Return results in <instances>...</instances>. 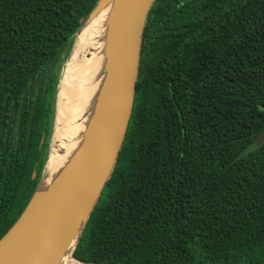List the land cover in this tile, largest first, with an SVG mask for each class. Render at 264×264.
<instances>
[{
	"label": "trees",
	"instance_id": "16d2710c",
	"mask_svg": "<svg viewBox=\"0 0 264 264\" xmlns=\"http://www.w3.org/2000/svg\"><path fill=\"white\" fill-rule=\"evenodd\" d=\"M97 1L0 0V238L41 177L62 70ZM263 130L264 0H155L124 143L73 257L264 264Z\"/></svg>",
	"mask_w": 264,
	"mask_h": 264
},
{
	"label": "water",
	"instance_id": "95a60500",
	"mask_svg": "<svg viewBox=\"0 0 264 264\" xmlns=\"http://www.w3.org/2000/svg\"><path fill=\"white\" fill-rule=\"evenodd\" d=\"M109 1H97L75 34L73 44L83 25ZM114 1L108 42L111 74L109 92L101 106L102 116L72 167L59 177L40 203L31 208L46 174L52 146L49 142L42 174L33 195L15 223L0 238V264H51L54 258L61 255L60 249L79 221L78 212L84 207L86 214L71 257L80 264H94L76 260L73 253L106 182L112 176L124 143L134 104L143 31L148 13L155 2ZM55 118L56 106L54 120ZM54 127L55 121L52 133ZM256 143H264V130L257 137Z\"/></svg>",
	"mask_w": 264,
	"mask_h": 264
},
{
	"label": "bare ground",
	"instance_id": "6f19581e",
	"mask_svg": "<svg viewBox=\"0 0 264 264\" xmlns=\"http://www.w3.org/2000/svg\"><path fill=\"white\" fill-rule=\"evenodd\" d=\"M114 4L115 1L110 0L83 25L63 68L46 174L31 208H35L59 177L72 167L102 116L101 106L109 92L111 74L108 42ZM85 209L78 212L79 221L61 247V255L54 258L51 264H77L68 261V251L70 258Z\"/></svg>",
	"mask_w": 264,
	"mask_h": 264
},
{
	"label": "rangeland",
	"instance_id": "374dc122",
	"mask_svg": "<svg viewBox=\"0 0 264 264\" xmlns=\"http://www.w3.org/2000/svg\"><path fill=\"white\" fill-rule=\"evenodd\" d=\"M74 45V44H73ZM73 48V47H72ZM68 58H69V56H68ZM68 60V59H67ZM67 62V61H66ZM55 121V120H54ZM52 135H53V133L51 134V138H52ZM50 143L52 144V140L50 139ZM50 144V145H51Z\"/></svg>",
	"mask_w": 264,
	"mask_h": 264
}]
</instances>
